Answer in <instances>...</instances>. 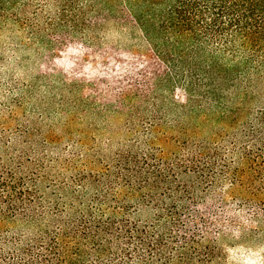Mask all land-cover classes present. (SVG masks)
I'll return each instance as SVG.
<instances>
[{
    "label": "trees",
    "instance_id": "trees-1",
    "mask_svg": "<svg viewBox=\"0 0 264 264\" xmlns=\"http://www.w3.org/2000/svg\"><path fill=\"white\" fill-rule=\"evenodd\" d=\"M7 28L52 58L79 57L111 100L103 107L128 115L135 138L97 170L81 168L76 152L0 176V264L212 260L204 246L210 227L192 207L199 184L245 188L246 179L253 194H264V0H0V31ZM112 31H128L134 42L139 34L147 50L105 42ZM6 100L0 114L14 118L23 94ZM170 119L179 130L172 140L212 126V143L186 140L168 158L152 145L155 137L170 141L163 132ZM196 174L199 184L183 189L180 178ZM143 204L157 207L155 219H135ZM11 216L30 225L5 232Z\"/></svg>",
    "mask_w": 264,
    "mask_h": 264
},
{
    "label": "rangeland",
    "instance_id": "rangeland-1",
    "mask_svg": "<svg viewBox=\"0 0 264 264\" xmlns=\"http://www.w3.org/2000/svg\"><path fill=\"white\" fill-rule=\"evenodd\" d=\"M129 33L112 31L105 42L119 48L137 43L136 50L145 52L147 48L139 34L134 42ZM76 58L66 51L55 52L52 58L44 47L32 45L25 32L12 28L0 31V104L6 105V98H18L21 93L25 102L14 118L0 114V176L18 173L20 164L26 166L20 172L28 174L33 170L31 163L39 160L38 157L52 160L59 157L61 163L65 156L76 152L82 155L81 168L97 170L101 168L99 162L111 161L117 152L125 149V144L134 141L135 131L129 128V116L109 113L103 107L110 99L100 94L103 87L99 77L84 72L83 63ZM28 90L35 93L30 97ZM175 97L182 100L183 93L176 91ZM171 120L163 129L170 141L160 142L155 137L152 145L162 149L168 158L185 150L186 140L212 143V126L197 129L191 126L186 135L172 140L179 130ZM3 129L7 130L6 137ZM59 164L58 169L51 165L52 170H60ZM74 174L69 172L66 176ZM200 177V174L182 176L180 185L183 189L198 185ZM246 181L245 188H231L227 180L213 189L207 183L198 186L199 201L192 207L200 212L197 222L205 221L210 227L204 242L212 250V260L207 264H264V194H253ZM3 190L0 188V194ZM131 204L127 201L126 206ZM156 209L153 204H143L133 211L134 217L138 221H150L157 216ZM29 225L11 216L3 229L16 234Z\"/></svg>",
    "mask_w": 264,
    "mask_h": 264
}]
</instances>
